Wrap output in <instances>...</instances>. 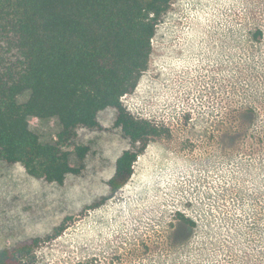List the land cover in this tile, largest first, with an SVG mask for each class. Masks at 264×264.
Returning a JSON list of instances; mask_svg holds the SVG:
<instances>
[{
  "label": "rangeland",
  "instance_id": "1",
  "mask_svg": "<svg viewBox=\"0 0 264 264\" xmlns=\"http://www.w3.org/2000/svg\"><path fill=\"white\" fill-rule=\"evenodd\" d=\"M122 101L166 132L114 194L108 180L130 140L114 127L112 108L71 141L80 172L62 185L0 160V249L40 237L36 264H264V0H173L147 70ZM251 105L256 120L232 146L226 134ZM29 124L44 142L61 130L57 117ZM78 145L90 147L83 159ZM178 211L197 221L179 245Z\"/></svg>",
  "mask_w": 264,
  "mask_h": 264
},
{
  "label": "trees",
  "instance_id": "2",
  "mask_svg": "<svg viewBox=\"0 0 264 264\" xmlns=\"http://www.w3.org/2000/svg\"><path fill=\"white\" fill-rule=\"evenodd\" d=\"M172 1L0 0V160L21 164L32 178L62 185L69 174L80 172L71 162V141L80 129L96 128L99 114L112 108L114 127L130 140L108 180L111 194L122 188L138 156L166 132L134 116L122 96L135 90L147 70L152 39ZM262 35L258 28L252 38ZM24 92L29 96L21 102ZM257 115L253 105L238 110L226 134L232 146H238L237 135L248 134ZM31 116L57 117V139L42 141L30 128ZM75 150L83 159L90 147ZM176 220L172 242L179 245V239L187 242L197 221L181 211ZM64 227H55L54 236ZM39 240L0 249V264H36L33 252Z\"/></svg>",
  "mask_w": 264,
  "mask_h": 264
},
{
  "label": "built area",
  "instance_id": "3",
  "mask_svg": "<svg viewBox=\"0 0 264 264\" xmlns=\"http://www.w3.org/2000/svg\"><path fill=\"white\" fill-rule=\"evenodd\" d=\"M123 96H124V95H123ZM123 96H122V97H123Z\"/></svg>",
  "mask_w": 264,
  "mask_h": 264
}]
</instances>
